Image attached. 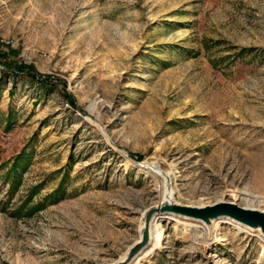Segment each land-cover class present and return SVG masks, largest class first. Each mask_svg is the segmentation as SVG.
Returning a JSON list of instances; mask_svg holds the SVG:
<instances>
[{"label": "rangeland", "instance_id": "obj_1", "mask_svg": "<svg viewBox=\"0 0 264 264\" xmlns=\"http://www.w3.org/2000/svg\"><path fill=\"white\" fill-rule=\"evenodd\" d=\"M0 35L51 84L0 65V264H115L167 200L264 211V0H0ZM222 220L201 244L163 219L126 264H264L259 230Z\"/></svg>", "mask_w": 264, "mask_h": 264}, {"label": "water", "instance_id": "obj_2", "mask_svg": "<svg viewBox=\"0 0 264 264\" xmlns=\"http://www.w3.org/2000/svg\"><path fill=\"white\" fill-rule=\"evenodd\" d=\"M152 213L153 212H151V210H147L144 214V221L141 225L142 239L139 240L140 242H137L138 244H134L129 249L124 259H121V261L116 262L115 264H126L146 246L150 240L148 236V227L153 219L154 214ZM161 213L166 215L172 214L174 216H180L190 220H208L210 222L209 225H211L213 220L225 217L251 229H259L260 233L264 236V212H260L255 209L239 207L232 202L223 201L203 208H192L190 206L182 205L180 206L176 205L174 202H170L162 206Z\"/></svg>", "mask_w": 264, "mask_h": 264}, {"label": "bare ground", "instance_id": "obj_3", "mask_svg": "<svg viewBox=\"0 0 264 264\" xmlns=\"http://www.w3.org/2000/svg\"><path fill=\"white\" fill-rule=\"evenodd\" d=\"M138 168L140 170H143L144 172H147L146 171V168L143 167V166H140L138 165ZM239 195H241L243 198V200H247L249 199L250 197L251 198H254L252 196H249L247 195L246 193L242 192V193H239ZM164 197L165 196V193H164ZM160 198H161V193H160ZM222 201H217L215 202L214 204L216 203H220ZM166 203H170L168 200L165 201L163 204H161L160 206H154V207H151V208H148L147 210H151V212H153L152 214L153 215V218L155 217V219L152 221V223L149 225L148 227V236H149V239H154V244H153V247L151 249V252L153 250H157V249H160L162 247V238H163V235H162V225H161V222L163 219H168V220H172V221H175L176 224H177V227H178V230L180 231V235L181 237H186L188 238L189 240L193 241V242H196V243H201V244H204L206 242H208L210 239H209V236L212 234H214L217 238V236L219 235V230H220V224L221 222L223 221L222 219H228L230 220L239 230H243L245 232L247 231H251L252 229L249 228V227H246V226H243L241 224H239L238 222H235L229 218H218V219H215L213 220V222L211 223V225H213V229H212V232L210 231L211 230V225L210 222L207 220H201V219H196V220H192L190 222H186V221H181L177 218V216H174L172 214H168V215H162L164 213H161V208L162 206H164ZM214 204H209V205H205V206H191L190 207H194V208H203V207H207V206H212ZM244 208H248V209H254V208H249V207H244ZM146 210V211H147ZM257 211H260V212H264L262 210H259V209H255ZM171 215V216H170ZM217 220V221H216ZM209 222V223H208ZM259 230V229H257ZM260 232V231H259ZM142 227L140 229V232H139V238L138 240L136 241V243L140 242L139 240L142 239ZM261 236H263L261 234ZM264 237V236H263ZM135 243V244H136ZM137 243V244H138ZM262 259L264 261V255L262 256Z\"/></svg>", "mask_w": 264, "mask_h": 264}, {"label": "trees", "instance_id": "obj_4", "mask_svg": "<svg viewBox=\"0 0 264 264\" xmlns=\"http://www.w3.org/2000/svg\"><path fill=\"white\" fill-rule=\"evenodd\" d=\"M207 49V48H206ZM239 55H242V53H238V57H240ZM4 56L2 54H0V65L6 70V72H12L13 74H24L26 75L28 78H30V80L32 82H35L37 84H39L41 87H47V86H51V84L49 83V76H43L42 78L40 76H38L35 72H34V68L32 67H26V66H14L13 69L9 68V65L6 63V61L4 60ZM66 95V94H65ZM67 99V102L71 105L74 106V102L72 99L69 98V96H65ZM10 118H8L7 122H6V126L7 128L10 127ZM26 159H28V157L25 155V153H19L13 160L12 163L10 164L9 168L6 170L5 172V180L6 183L8 184V194L12 195L19 183H20V170H24L25 166L27 164H23ZM69 164L72 165V157H70L69 159ZM35 188L33 191H31L30 193V200L28 201H24L22 202L15 210H14V215H24V216H30L33 213L41 210L44 208L45 205V199H52V203H57L59 201V199H61L62 197V186H60L53 194H50L48 196H46V198H44V201H40L36 204H33L30 206L31 203V195L35 194L36 192ZM60 193V194H59ZM57 194H59L60 196H57Z\"/></svg>", "mask_w": 264, "mask_h": 264}, {"label": "built area", "instance_id": "obj_5", "mask_svg": "<svg viewBox=\"0 0 264 264\" xmlns=\"http://www.w3.org/2000/svg\"><path fill=\"white\" fill-rule=\"evenodd\" d=\"M1 48H8L14 46V40L12 38H5L0 35Z\"/></svg>", "mask_w": 264, "mask_h": 264}]
</instances>
